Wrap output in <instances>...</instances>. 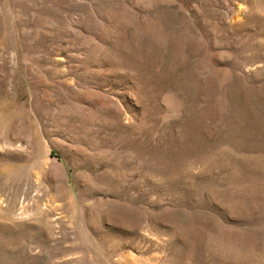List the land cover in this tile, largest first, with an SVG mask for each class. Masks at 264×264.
<instances>
[{"label": "rangeland", "instance_id": "rangeland-1", "mask_svg": "<svg viewBox=\"0 0 264 264\" xmlns=\"http://www.w3.org/2000/svg\"><path fill=\"white\" fill-rule=\"evenodd\" d=\"M0 264H264V0H0Z\"/></svg>", "mask_w": 264, "mask_h": 264}]
</instances>
